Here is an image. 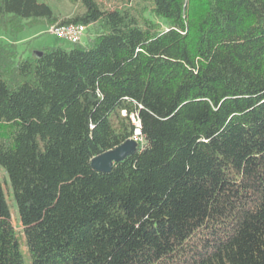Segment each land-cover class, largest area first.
<instances>
[{
    "label": "trees",
    "instance_id": "16d2710c",
    "mask_svg": "<svg viewBox=\"0 0 264 264\" xmlns=\"http://www.w3.org/2000/svg\"><path fill=\"white\" fill-rule=\"evenodd\" d=\"M0 0L87 44L0 43V264H264V0ZM91 29H94L92 36ZM110 173L91 161L134 137Z\"/></svg>",
    "mask_w": 264,
    "mask_h": 264
},
{
    "label": "rangeland",
    "instance_id": "374dc122",
    "mask_svg": "<svg viewBox=\"0 0 264 264\" xmlns=\"http://www.w3.org/2000/svg\"><path fill=\"white\" fill-rule=\"evenodd\" d=\"M46 1L50 4L53 9L54 15L59 19L63 20L71 17L76 8L68 0H40ZM103 9L107 10L115 6L121 5L124 0H99ZM51 25L48 24L45 20L39 21V24L27 26L17 35H12L11 33L4 32L0 26V43L7 46H14L18 51V54L21 58L27 56H32L35 52L43 51L52 47H63L70 48L72 45L64 40L56 38L52 33H50ZM94 36V29H91L89 32ZM88 39L86 38L83 41V44H87ZM138 146H145L146 141L143 138L138 136L133 138ZM1 182L5 191L7 202L10 208L11 217L13 224L19 226V213L17 205L13 199L12 190L8 189L6 182H9L8 177L4 173L3 169L0 167ZM19 243L20 248L23 253L25 264H31L30 253L28 247L25 243L24 236L19 234Z\"/></svg>",
    "mask_w": 264,
    "mask_h": 264
},
{
    "label": "water",
    "instance_id": "95a60500",
    "mask_svg": "<svg viewBox=\"0 0 264 264\" xmlns=\"http://www.w3.org/2000/svg\"><path fill=\"white\" fill-rule=\"evenodd\" d=\"M34 55L41 56L42 52H35ZM138 149V143L134 139L110 150L91 161L94 170L100 173H110L115 164L124 162L127 158L133 156Z\"/></svg>",
    "mask_w": 264,
    "mask_h": 264
},
{
    "label": "built area",
    "instance_id": "2783aa9c",
    "mask_svg": "<svg viewBox=\"0 0 264 264\" xmlns=\"http://www.w3.org/2000/svg\"><path fill=\"white\" fill-rule=\"evenodd\" d=\"M56 38L70 43L72 46L82 44L87 38V27L82 25H55L50 29Z\"/></svg>",
    "mask_w": 264,
    "mask_h": 264
},
{
    "label": "crops",
    "instance_id": "0c3cea01",
    "mask_svg": "<svg viewBox=\"0 0 264 264\" xmlns=\"http://www.w3.org/2000/svg\"><path fill=\"white\" fill-rule=\"evenodd\" d=\"M27 57H29V56H27Z\"/></svg>",
    "mask_w": 264,
    "mask_h": 264
}]
</instances>
